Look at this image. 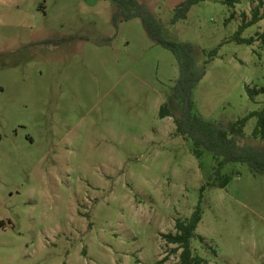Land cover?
Instances as JSON below:
<instances>
[{"label":"rangeland","instance_id":"obj_1","mask_svg":"<svg viewBox=\"0 0 264 264\" xmlns=\"http://www.w3.org/2000/svg\"><path fill=\"white\" fill-rule=\"evenodd\" d=\"M182 1L137 0L164 39L195 49L197 68L221 45L193 114L228 123L259 111L264 95L253 103L245 86L264 87V0H199L173 23ZM255 8L262 20L241 38L256 42H230ZM114 11L112 0H0V264L178 261L162 235L192 215L215 163L174 134L176 59L137 18L114 27ZM164 104L171 118L158 117ZM255 126L248 120L245 141ZM222 174L227 187L202 194L192 253L264 264V176L234 164Z\"/></svg>","mask_w":264,"mask_h":264},{"label":"trees","instance_id":"obj_2","mask_svg":"<svg viewBox=\"0 0 264 264\" xmlns=\"http://www.w3.org/2000/svg\"><path fill=\"white\" fill-rule=\"evenodd\" d=\"M112 1L115 5V11L112 14L114 27L118 26L119 22H128L137 18L142 22L143 30L153 43L169 50L176 59L179 78L175 82L172 96L174 100L182 104L183 110L179 117L174 118L176 127L174 134L182 137L184 141L192 143L191 153L197 160L200 161L205 153L210 154L214 160L215 164L212 174L201 188V196L192 215L184 221H176L175 234L162 235L166 244L177 246L172 250L174 254L179 252L178 261L175 264H207L205 259L194 255L191 250L193 240H199L200 243H203V239L196 234L203 215L201 208L202 194L208 189H225L227 187L232 180V176L222 174V171L230 164L244 165L251 174L264 176V146H258V143L264 144V101L261 103L259 111L251 112L234 122L203 121L202 118L193 114L191 96L201 79H204L206 67L214 60L221 45L206 53L207 60L204 62V68L199 69L195 63V49L187 43L171 44L164 39L163 26L146 5L140 4L137 0ZM198 2L199 0H184L179 3L173 11V23L185 20L189 11ZM237 3H239V0L222 1V4L229 8H234ZM258 13L259 9L255 8L252 13V19L250 21H245V19L242 21L241 26L237 29L230 42L233 41L238 43V45L246 46H252L256 42L253 37L248 39L241 38V34L244 30L254 25L256 26L262 20V16L260 17ZM226 23H228V20ZM259 37L264 53V33ZM245 92L248 96L247 98L254 103L256 98L264 95V87L253 89L245 86ZM158 117L160 119L172 117L171 111L166 104L160 108ZM251 118L255 119L256 126L254 131L251 132L252 140L245 141L243 131Z\"/></svg>","mask_w":264,"mask_h":264}]
</instances>
